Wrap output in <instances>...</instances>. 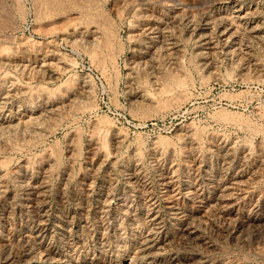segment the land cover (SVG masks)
I'll return each instance as SVG.
<instances>
[{"label": "rangeland", "instance_id": "1", "mask_svg": "<svg viewBox=\"0 0 264 264\" xmlns=\"http://www.w3.org/2000/svg\"><path fill=\"white\" fill-rule=\"evenodd\" d=\"M263 75L264 0H0V264H264Z\"/></svg>", "mask_w": 264, "mask_h": 264}, {"label": "bare ground", "instance_id": "2", "mask_svg": "<svg viewBox=\"0 0 264 264\" xmlns=\"http://www.w3.org/2000/svg\"><path fill=\"white\" fill-rule=\"evenodd\" d=\"M249 12V11H248ZM257 12V11H256ZM245 15H247V14H245ZM228 17V16H227ZM243 17V16H242ZM247 17V16H246ZM221 18V17H220ZM213 19V18H212ZM232 19V18H231ZM194 20V19H193ZM234 20V19H233ZM211 21V20H210ZM225 21V20H224ZM195 22V21H194ZM214 22V21H213ZM228 23V22H227ZM235 24H236V22H234ZM165 24V23H164ZM231 24H232V22H231ZM238 24V23H237ZM239 25H242V24H239ZM245 25V24H244ZM257 25V24H256ZM168 26V25H167ZM229 26V25H228ZM97 27V26H96ZM162 28V27H161ZM164 28V27H163ZM192 28V27H191ZM166 29V28H165ZM246 29V28H245ZM251 31V30H250ZM252 31H253V28H252ZM224 33V32H223ZM240 33V32H239ZM192 34V33H191ZM201 36V35H200ZM207 36H209V35H207ZM258 36V35H257ZM196 37V36H195ZM260 38V37H259ZM200 39V38H199ZM204 40V39H203ZM106 41V40H105ZM209 41H210V39H209ZM231 41H233V40H231ZM234 42V41H233ZM223 45V44H222ZM240 48V47H239ZM241 49V48H240ZM247 49V48H246ZM169 52V51H168ZM245 53V52H244ZM225 54V53H224ZM239 54V53H238ZM89 55V54H88ZM240 55V54H239ZM255 55V54H254ZM212 57H214V56H212ZM250 58V57H249ZM210 61H212V60H210ZM216 61V60H215ZM255 61V60H254ZM253 64V63H252ZM201 66H203V65H201ZM262 67V66H261ZM158 70V69H157ZM42 71V70H41ZM164 71V70H163ZM215 73V72H214ZM157 74V73H156ZM9 75V74H8ZM171 75V74H170ZM264 76V75H263ZM173 77V76H172ZM262 77V76H261ZM9 78V77H8ZM178 78V77H177ZM11 81V80H10ZM156 83V82H155ZM182 84V83H181ZM136 85H138V84H136ZM135 85V86H136ZM132 87V86H131ZM10 88V87H9ZM27 89V88H26ZM136 89V88H135ZM135 91V90H134ZM189 91V90H188ZM143 93V92H142ZM180 100V99H179ZM174 102V101H173ZM67 104V103H66ZM2 105V104H1ZM166 108V107H165ZM44 112V111H43ZM56 112V111H55ZM28 114H30V113H28ZM229 115V114H228ZM40 116V115H39ZM39 116H38V118H39ZM30 117V116H29ZM31 117H33V116H31ZM38 118H35V119H38ZM225 118V117H224ZM9 119V118H8ZM24 121V120H23ZM49 121V120H48ZM24 125H25V123H23ZM30 124V123H29ZM41 124V123H40ZM39 124V125H40ZM28 126V125H27ZM191 127V126H190ZM238 127H240V126H238ZM7 129V128H6ZM26 130V129H25ZM31 130V129H30ZM41 130V129H40ZM201 130V129H200ZM13 131V130H12ZM11 131V132H12ZM193 131V130H192ZM22 132H23V130H22ZM29 133V132H28ZM45 133V132H44ZM6 134V133H5ZM22 134V133H21ZM193 134V133H192ZM2 135V134H1ZM193 136V135H192ZM13 137V136H12ZM26 137V136H25ZM35 138V137H34ZM6 141V140H5ZM2 142H4V141H2ZM18 143V142H17ZM258 143V142H257ZM6 144V143H5ZM13 144H14V142H13ZM12 145V144H11ZM224 150V149H223ZM230 151V150H229ZM229 151H228V153H229ZM198 153V152H197ZM222 161H224V160H222ZM5 164V163H4ZM47 174V173H46ZM234 182V181H233ZM235 183H237L236 181H235ZM223 189V188H222ZM188 190V189H187ZM190 192V191H189ZM171 193V192H170ZM186 194V193H185ZM220 195V194H219ZM223 195V194H222ZM225 195V194H224ZM225 197V196H224ZM218 198V197H217ZM222 198V197H221ZM220 201V200H219ZM188 221V220H187ZM194 224V223H193ZM191 225H192V223H191ZM254 225V224H253ZM195 229V228H194ZM197 229V228H196ZM246 235V234H245ZM258 235V234H257Z\"/></svg>", "mask_w": 264, "mask_h": 264}]
</instances>
